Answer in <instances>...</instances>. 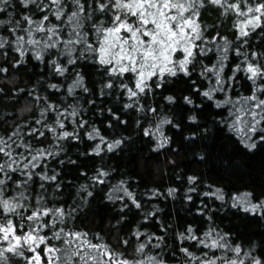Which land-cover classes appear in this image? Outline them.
Returning a JSON list of instances; mask_svg holds the SVG:
<instances>
[{
    "label": "snow or ice",
    "instance_id": "obj_1",
    "mask_svg": "<svg viewBox=\"0 0 264 264\" xmlns=\"http://www.w3.org/2000/svg\"><path fill=\"white\" fill-rule=\"evenodd\" d=\"M10 8L20 11L14 14V11H9ZM212 8L223 9L222 15L231 11L237 17H243L234 24V50L237 56H243V60L236 64L233 75L227 79L224 75L225 62L234 42L220 37L218 32L210 35V29L201 17L202 13ZM0 17H5L0 18V28L11 34V38L0 36V55L7 57L10 51L17 53L19 59L14 60L13 68L22 66L26 55L31 53L35 60L45 64L50 73L64 77L65 81L71 78V83L67 84L66 97L75 99L80 90L90 94L91 98L86 101L90 105H95L96 93L85 83L83 72L69 68V65L78 66L81 60L98 65L102 77L100 97L112 95L118 85L121 90L119 95L126 96L128 100L123 103V109H132L135 105L136 110L145 113V116L148 112H158L156 108L141 103L149 93L155 96V89L162 88L169 77L176 78L183 74L191 78L199 64L201 77L211 73L215 77V84L208 90L195 87L194 93L209 101L215 100L218 108L231 105L228 109L229 118L222 117L220 123L236 133L240 143L249 152L264 145V63L259 62V57L264 53L252 51L250 42L257 29L264 33V0H236L232 3L228 0H0ZM37 34L40 38H37ZM245 46L249 51H242ZM213 49L216 62L209 67L199 58L207 56ZM8 71L7 67H0V72ZM239 71H244L246 78L251 81V94L239 97L236 101L227 95L223 101L216 100L215 94L226 93ZM192 84L195 85L196 81H192ZM62 87L59 83H48V88L57 92ZM32 94L29 92V95ZM161 95L169 104L178 103L174 95ZM34 99L40 101L42 98L35 95ZM43 99L45 107L40 109L39 119L35 123L51 132L55 141H79L81 134L77 129H84L89 140L98 141L85 153L89 156H100L105 150L113 152L124 142L118 138L109 140L95 127L88 132V121L77 119L81 116L78 102L63 107L59 103L49 102L48 97ZM183 100L186 105L194 104L191 95L183 96ZM107 111L110 116L108 127L128 123L122 118L120 109L110 107ZM49 112L55 113L52 123L47 122ZM69 118L74 125L72 131L66 130L65 121ZM188 119L195 123L197 116L190 115ZM166 124L180 127L174 120L161 117L154 129L143 130L144 136L155 139L156 149L164 148L169 143V138L162 130V125ZM27 132L29 137L37 140L47 135L34 126H28ZM12 135L23 139L18 132ZM13 144L15 141L12 136L7 140L0 137V154L6 158L0 162V264H166L157 255H145V249L153 238L162 243L163 236L148 234V243L139 242L135 249V253L143 258L130 260L123 252L114 250L104 242L99 233L92 237L88 231L80 230L75 225L68 226L69 221L77 219L73 214L79 206L70 205L68 209L63 206L48 207L42 193H36L35 204L31 203L25 193L36 183L35 177H39V188L42 190L46 182L57 181V174L49 175L37 169L42 164L46 166L47 157L58 153L42 147L33 149L26 140L23 145L16 144L17 148L23 146L30 155L29 159L24 152L16 153ZM57 147L62 145L57 144ZM109 175L107 170L101 168L91 179L93 183L102 185ZM196 180L195 176L188 177L189 184H194ZM61 186L56 184L58 191ZM10 188L15 194H9ZM80 191L85 192L87 197L93 196L87 185H81ZM175 191L169 188L168 194L172 195ZM188 191L195 192L196 188L190 187ZM112 192L123 194L114 197ZM203 195L225 201L221 188ZM186 198L192 200L190 195ZM106 199L109 202L123 201L121 213L124 209L131 210L129 201L136 209L144 211L142 203L129 191L123 180L110 189ZM231 207L264 217V199L253 202L250 192L232 196ZM204 211V208L198 209L201 214ZM154 217L155 212L149 211L144 213L143 219L148 221ZM133 235L139 241L145 234L137 229ZM227 236L228 233L221 234L209 229L204 233V238H199L189 225L186 233H177V239L181 242L196 241L207 251H201L197 256L188 247H181L179 250L186 258L185 264H245L246 260L248 264H264V257L252 255L254 248L243 252L241 258L242 246L233 245L226 239ZM122 243L127 246L131 241L124 239ZM161 243L153 247L160 248ZM217 251L221 255H216ZM229 252L233 255L229 256Z\"/></svg>",
    "mask_w": 264,
    "mask_h": 264
},
{
    "label": "trees",
    "instance_id": "obj_2",
    "mask_svg": "<svg viewBox=\"0 0 264 264\" xmlns=\"http://www.w3.org/2000/svg\"><path fill=\"white\" fill-rule=\"evenodd\" d=\"M9 11L18 14L20 10L10 8ZM222 12L223 9L212 8L202 13L201 19L210 29V35H216L218 32L220 37L234 42L225 62L224 75L227 79L233 75L236 64L243 60V56H237L234 50L236 45L234 24L243 17H237L231 11L227 15H222ZM0 36L11 38V34L2 28ZM37 38H40L39 34ZM219 42L223 43L222 40ZM250 42L253 45L252 51L264 53V33L259 29L250 38ZM242 51L249 50L245 46ZM16 59H19V56L15 52L10 51L7 57L0 55V67L9 69L7 73L0 72V137L7 140L12 136L15 141L13 144L15 152H24L29 159L30 155L25 152L23 146L17 148L16 144L23 145L26 140L33 149L42 147L58 153L47 157L46 166L42 164L41 168L37 169L49 175L57 174V181L46 182L45 189L42 190L39 188L41 183L39 177H35L36 183L25 193L30 197L31 203L35 204L36 193H42L48 207L63 206L68 209L70 205L79 206L77 212L73 214L77 219L69 221L68 226L75 225L80 230L88 231L92 237L99 233L104 242L114 250L123 252L130 260L143 258L135 253V249L139 242L148 243L147 235L153 233L156 236H163L164 240L161 243L154 237L145 249V255H157L163 258L166 264H185L186 258L179 249L188 247L199 256L201 251L207 249H202L196 241L181 242L177 239V233H186L189 225L199 238H204V233L209 229H215L221 234L228 233L226 239L230 243L242 246L241 258L243 252L251 251L253 248L255 251H252V255L264 257V217L231 207V197L246 192L253 194V202L264 199V145L249 152L240 143L236 133L220 123L222 117L229 118L228 109L231 105L218 108L215 100L209 101L194 93L195 87L208 90L215 84V77L211 73L201 77V66L198 64L191 78L184 77L183 74L176 78H167L162 88L155 89V96L149 93L141 101L146 107L158 110L157 113L148 112L145 116V113L136 110L135 105L132 109H123V103L128 100L126 96L119 95L121 90L118 85L112 95L99 96L101 72L98 71V65H93L91 61L81 60L78 66L69 65V68L84 73L85 83L96 93L95 105L88 104L86 101L91 98L90 94H84L80 90L77 91L75 99L66 97L67 84L71 83V78L65 81L64 77L50 73L45 64L35 60L31 53L26 55L22 66L13 68ZM199 59L211 67L216 62L215 49ZM259 62L264 63V55L259 57ZM235 75L232 87L227 89L226 93H216V100L223 101L227 95L236 101L239 97L251 94L252 84L246 78V73L239 71ZM192 81H196V84L193 85ZM48 83H59L63 87L57 92L48 88ZM29 92L33 94L29 95ZM161 93L163 96H176L178 103H167ZM35 95L42 99L36 101ZM185 95L193 97V105L184 103ZM43 97H48L49 102L59 103L63 107L78 102L81 116L77 119L83 118L88 121L86 126L88 132L95 127L109 140L118 138L124 142L113 152L105 150L100 156H89L85 153L98 141L89 140L84 129H77L81 134L79 141L71 139L55 141L51 132L35 123V120L39 119L40 109L45 107ZM110 107L120 109L122 118L128 123L108 127L110 116L107 109ZM190 115L197 116L195 123L189 121ZM48 116L47 122L52 123L55 113L49 112ZM161 117L174 120L180 127L162 125L169 143L164 148L156 149L155 139L144 136L143 130L154 129ZM65 123L66 130L72 131L74 125L71 118ZM28 126L45 131L46 138L40 137L37 140L29 137ZM14 132H18L23 139L13 136ZM57 144L62 147H57ZM4 159L6 158L0 154V162ZM101 168L107 170L110 175L104 184H95L91 177ZM189 176L197 177L194 184L188 183ZM121 180L125 181V186L142 203L143 212L129 201L131 210L124 209L121 213L123 201L109 202L106 199L110 189ZM57 183L62 185L59 191L56 188ZM81 185H87L93 196L87 197L85 192L80 191ZM190 187H195L196 191L189 192ZM169 188L176 189L175 193L169 195ZM216 188L223 190L224 202L203 195L205 192H214ZM154 192L156 195H153ZM9 194H15L11 188ZM122 194L112 192L114 197ZM189 195L192 196L191 201L186 198ZM200 208L205 209L204 214L198 212ZM149 211L155 212V217L144 221V213ZM137 229L145 234L139 241L133 235ZM124 239H129L131 243L123 245ZM157 243H161L160 248L153 247ZM216 255H221V252L217 251ZM228 255L233 254L229 252ZM245 264H248L247 260Z\"/></svg>",
    "mask_w": 264,
    "mask_h": 264
}]
</instances>
